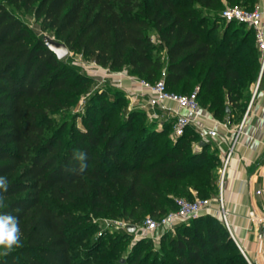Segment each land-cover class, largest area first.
<instances>
[{"label": "trees", "instance_id": "16d2710c", "mask_svg": "<svg viewBox=\"0 0 264 264\" xmlns=\"http://www.w3.org/2000/svg\"><path fill=\"white\" fill-rule=\"evenodd\" d=\"M224 1L247 10H253L257 3V0H16L24 2L27 8L38 2V16L43 17L57 39L71 50L80 49L102 68L113 72L128 70L130 76L152 84L165 71L170 92L191 75L199 62L212 58L215 63L205 78L207 87L214 85L216 71L222 69L228 99L238 107L240 92L259 76L260 52L255 55L259 50L253 30L243 24L227 23L217 12ZM198 9L213 11L209 14L214 22L208 32L218 30L220 19L226 23L222 38L206 35L208 19L200 17ZM235 26L232 36L246 28L256 45L246 50L242 63L234 62V58L248 40L240 44L229 40L230 30ZM154 32L159 44L152 36ZM29 37L23 22L0 3V177L8 184L7 192L0 189L5 204L0 207V214L18 217L21 231V247L16 254H0V264H83L75 260L76 239L69 232L81 220L61 207L88 195L95 197V203L112 206L109 196L121 192L124 211L133 202L151 205L155 211V199H163L160 187L186 179V190H194L200 198L218 196L216 171L221 160L217 152H208L211 143L202 147L200 135L189 128L176 141L162 140L148 153V146L154 142L149 128L140 129L136 135L128 134L138 114L135 110L130 111L126 122L114 126L107 116L101 117L99 126L93 116L87 118L86 128L78 132L74 146L61 152L57 138L47 136L41 118L48 110L58 109L62 95L76 88L60 74L62 60L45 41L33 45ZM163 44L165 61L155 54ZM228 50L232 53L225 54ZM204 91L200 87L203 109L221 121H241L246 106L236 118L235 112L225 106L224 96L214 93L205 107ZM123 93L128 97L126 91ZM112 104L102 101L103 107ZM128 141L131 145L127 149ZM194 141L202 148L201 152L193 151ZM123 151L128 152L126 157L122 156ZM81 153L83 160L79 159ZM204 160L208 163L203 167ZM133 209L134 213L136 206ZM176 210L175 204L173 210L151 217L160 219ZM206 220L219 225V230L210 226L204 232L198 231V236L195 231H180L190 227L185 222L169 240L171 233L162 236L163 249L169 250L174 258L171 264L235 261L246 264L245 256L219 219L206 216L195 222ZM211 251L233 253L236 258H216L212 263ZM133 264H138V259Z\"/></svg>", "mask_w": 264, "mask_h": 264}, {"label": "rangeland", "instance_id": "374dc122", "mask_svg": "<svg viewBox=\"0 0 264 264\" xmlns=\"http://www.w3.org/2000/svg\"><path fill=\"white\" fill-rule=\"evenodd\" d=\"M0 3L4 4L21 22H23L30 34L29 40L33 45L43 42L46 37L58 40L54 31L45 24L43 17L38 16V2L30 8L25 7L24 2L17 3L16 0H0ZM229 6H231V4L224 1L223 7L219 8L217 12L221 15ZM198 10L200 11V17L208 19L207 29L205 31L206 35H211L213 39L217 37L222 38L226 30V23L220 19L218 21V30L210 33L208 31L214 19L211 18L209 13L213 11L206 9ZM236 28L237 26L232 27L230 30L231 36L229 40H231V42H236V44H240L242 40H248L242 52L234 58V62L242 63L246 50L251 49L255 45V42L246 28L240 29V33H237L235 37L232 36V32H234ZM152 36L154 40H156L155 43L159 44L157 33L154 32ZM69 50L70 54L61 61L59 71L62 77L67 78V80L74 85L76 91L71 90L69 93L65 92L60 100L62 105H59V108L55 111L48 110L41 118V124L46 128L47 136H55L57 138V145L61 152H66L74 146L78 132L86 128L87 118L93 116L96 125L99 126L101 117L107 116L111 126H114L116 123L126 122L130 111L134 110L137 111L138 114L136 118L132 120L130 133L128 134L136 135L140 129L149 128V132L154 134V142L148 146V153L154 151L156 144L162 140L166 141L170 138L172 141H176L177 138L173 137L171 129L173 119L165 122L163 121L164 119L159 120L157 118H151L150 113L142 109L138 103L132 105L130 98L127 97V95H123V89L115 86L110 78L103 75L107 72H105L102 67L92 62L80 49L71 50V48H69ZM231 53L232 50H228L225 54ZM258 53L259 51H256L255 55H258ZM155 54L160 57L162 61H165V45H159ZM214 63L215 61L212 58L199 62L193 69L191 75L183 80L177 87L171 88V90L176 93H189L201 87L205 90L203 95V104L205 107L208 106L212 94L217 93L222 95L225 98V106L231 112H235L234 117L239 118L243 113L244 106H246L247 110L253 99L255 85L258 82L259 76L257 80L249 84L247 89L240 92L241 96H238L239 101L237 107L228 99V84L225 83L222 69L216 71L217 75L214 85L210 88L207 87L205 78ZM260 70L261 62L259 74ZM122 72L128 75V70ZM163 73L157 78L158 80L164 78ZM105 100L114 102V104L103 107L102 101ZM165 123L166 125L164 126ZM160 133L162 135L159 136L158 134ZM211 141H209L211 146L208 152H217L221 160V165L216 171L220 194L221 175L219 170L222 167L223 160L220 156V151ZM127 144L128 149L131 143L128 141ZM193 151L197 153L202 151V148L196 141L193 143ZM127 153V151H123L122 156L126 157ZM207 163L208 160H204L201 164L204 167ZM185 182L186 179H183L166 183L165 187H160L159 190L163 195V199H155V204L157 205L155 211H153L151 205L136 204V202H133L131 206L126 209L127 211H124L121 192L119 195L109 196V201L112 202V206H102L100 203H95V197L93 195H88L85 198L79 199L74 204L61 207L71 210L74 212L76 219L81 220L80 224L71 227L69 231L70 234L74 236V239H76V241L73 242V253L74 256L77 257L75 259L76 262L83 264H133L134 261L138 259V264H171V260H174V258L169 250L163 249L162 237L159 241L149 242L139 238L135 231L131 232L127 230L125 226L140 227L148 217H158L163 215L167 210H173L177 199H195L196 197H200L194 190H186ZM218 196L202 197L215 199ZM134 206H136V209L133 213ZM132 213L134 215L131 217L130 215ZM219 221L222 222L221 220ZM186 224L190 227L188 229L182 228L180 231L186 233L195 231L194 234L198 236V231L202 230V232H204L207 228H210V226L215 230L217 228L219 230V225L209 220L202 223L192 220L186 222ZM126 233L130 235L123 237ZM175 234L176 232H172L171 235L168 236V240ZM85 236L86 239H83ZM201 242L202 240H200V244H202ZM207 246L210 248L209 244ZM20 247L21 245L19 247H14L9 254H16V251H18ZM2 252L3 249L0 248V253ZM211 252L212 255L210 260L212 263L216 258L227 256L236 258V255L233 253ZM245 261L246 264H250L246 258ZM239 262L240 261H235L231 264H243Z\"/></svg>", "mask_w": 264, "mask_h": 264}, {"label": "built area", "instance_id": "2783aa9c", "mask_svg": "<svg viewBox=\"0 0 264 264\" xmlns=\"http://www.w3.org/2000/svg\"><path fill=\"white\" fill-rule=\"evenodd\" d=\"M221 16L227 23L243 24L248 29L253 30L257 47L261 53V75L255 85L253 99L239 123L235 124L231 120L221 121L216 119L212 113L205 112L199 100L200 88H197L188 95L170 92L166 84L165 72L163 73L164 78L154 84L140 80L144 91L139 95L147 97L146 102L141 105V108L150 113L151 118L164 119L163 121L165 122L173 119L172 135L174 138L178 139L184 136L186 131L192 128L200 135L202 140H212L216 148H221L227 142L230 143L229 151L224 156L222 167L219 170L221 175L220 194L215 199L200 197H196L194 200L177 199L176 211L170 212L160 219L150 216L144 221L142 226H136L135 232L141 239L159 241L164 234L175 232L177 227L182 223L212 216L222 221L232 239L235 240L231 231L229 212L223 199L222 188L227 177V170L233 152L245 128L252 103L261 88V78L264 74V8L256 6L253 10H247L240 6H229L222 12ZM135 97L137 98L138 96L130 98L132 105L137 103L134 100ZM162 113L166 114V119L163 118L165 115H162ZM209 122H213L214 126L210 127ZM231 133L233 134L232 136H230ZM256 194L264 196V188L258 190ZM252 218L264 234V210L262 214L254 213ZM125 227L129 230L130 225H126ZM241 252L249 261L245 252L243 250ZM249 263L252 264L250 261Z\"/></svg>", "mask_w": 264, "mask_h": 264}, {"label": "crops", "instance_id": "0c3cea01", "mask_svg": "<svg viewBox=\"0 0 264 264\" xmlns=\"http://www.w3.org/2000/svg\"><path fill=\"white\" fill-rule=\"evenodd\" d=\"M256 6L264 8V0H257ZM102 69L108 73L103 71L105 73L103 75L110 78L115 86L126 91L129 98L137 95L138 97H135L134 100L137 101L138 105L141 106L146 102L147 97L139 96L144 91L140 80L124 72L116 73L109 69ZM260 75L261 70L259 78ZM263 87L264 74L261 78V88L255 96L245 128L233 152L222 188L223 199L229 212L231 231L236 240L235 243L239 249L241 248L240 250L245 252L249 261L254 264H264V234L252 218L254 213L262 214L264 210V196L256 194L258 190L264 188ZM204 111L207 112L208 110L204 109ZM162 115H165L163 118H166V114L162 113ZM209 126H214V123L209 122ZM232 135L231 133L230 136ZM203 141L207 143L211 140L206 139ZM229 148L230 143L228 142L221 148H217L220 151L222 160Z\"/></svg>", "mask_w": 264, "mask_h": 264}, {"label": "clouds", "instance_id": "9594fccd", "mask_svg": "<svg viewBox=\"0 0 264 264\" xmlns=\"http://www.w3.org/2000/svg\"><path fill=\"white\" fill-rule=\"evenodd\" d=\"M84 158V154L81 153L79 159L83 160ZM0 189L7 192L8 184L4 177H0ZM0 207H5L3 195H0ZM20 236L18 217L8 213L0 214V248L3 249L0 254L8 255L14 247H19Z\"/></svg>", "mask_w": 264, "mask_h": 264}, {"label": "water", "instance_id": "95a60500", "mask_svg": "<svg viewBox=\"0 0 264 264\" xmlns=\"http://www.w3.org/2000/svg\"><path fill=\"white\" fill-rule=\"evenodd\" d=\"M45 44L46 46L53 52L56 54L57 58L59 60H63L65 59L67 56H69L70 54V50L68 48V46L65 43H62L58 40L55 39H51L46 37L45 38ZM206 145V142H202L201 146L204 147ZM129 230L131 232H134L136 230V226H130Z\"/></svg>", "mask_w": 264, "mask_h": 264}]
</instances>
